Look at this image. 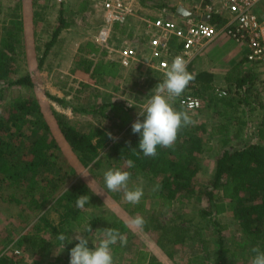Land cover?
Returning <instances> with one entry per match:
<instances>
[{
	"label": "rangeland",
	"instance_id": "obj_1",
	"mask_svg": "<svg viewBox=\"0 0 264 264\" xmlns=\"http://www.w3.org/2000/svg\"><path fill=\"white\" fill-rule=\"evenodd\" d=\"M17 1L0 0V46L3 41L10 42V47L12 43H17V29H15ZM31 1L38 14L33 21L35 34L32 52L34 51L35 57H29L26 50L25 28H23V32L18 34L23 56L17 54V45L15 52L9 51L10 54H8L13 59L9 61L11 70L9 82L12 83V80L29 73L38 91L47 90L65 100L64 104H59L47 96H41L44 105L51 106L50 110L53 108L66 115L81 131L101 130L106 135L109 132L112 133L115 138L108 137V146L86 167L76 158L70 147L63 143L60 137L57 138L69 163L78 173L76 179L87 187L92 181V190L102 193L98 195L89 189L93 205L84 209L91 217L96 215L106 217V220L100 221L96 230L88 235L89 241L94 246L98 245L103 238V229H118L115 220H121L125 224L130 218L139 215L144 218L145 225L142 228L133 227L129 229L130 231L121 232L127 239L126 246L122 247L119 242L112 246L114 264H147L148 261H143V257L148 253L155 259L161 260L159 262L162 264H211L215 255L213 243H215L216 233L212 222L201 214V209L207 207L206 199L194 198L182 202L176 200L171 209H164L160 206L159 199L153 197L159 178L145 180L140 175L139 169L129 166L126 162L108 153L109 146L115 141L139 142V134H134L130 128L138 119V112L144 109L154 88L165 77L160 72H152L139 66L131 69L121 68V73L115 78L104 77L100 81H94L90 74L84 71L81 63L89 58L86 44L93 40L94 34L103 22L101 10L92 0ZM61 10H63V17L68 26L61 30L57 42L39 65V59L44 55L45 45L52 39L59 24ZM218 39L211 42L203 51L214 52L212 60L214 64H220L215 73L207 72L209 69L204 66L207 60L202 59L198 62L203 54L198 55L194 59L195 69L206 71L196 73L194 69L192 72L193 68L190 65L187 71L193 79L184 91V93H193L202 100V106L199 109L194 111L185 109L196 125L205 123L207 127L205 136L209 138L207 144L209 148L200 158L199 182L202 184L211 178L221 147L224 145L238 146L243 142H259L261 140L259 129L264 125V65L247 62V51L232 40L230 41L234 47H238L239 54L230 65L227 52L222 48L223 45L217 42ZM241 78L246 79V84L241 87L242 92H238L237 84ZM9 82L5 84L4 97L0 100V115L2 116H6L7 106L35 92L34 88L9 84ZM217 88L226 90L227 94L219 96ZM179 98L174 102L170 101L173 107L179 106ZM107 100L132 105L133 109L130 113L133 118L127 127H120L119 119L113 117L109 110L106 112L108 116H104L100 110L93 113L80 110L82 107L99 106ZM227 102H231L232 105ZM50 110L46 109L47 115L51 114ZM221 123L229 124L230 129L224 134L213 133L212 131L217 130L215 126ZM135 137H137L136 141H134ZM109 169L129 172V189L143 188L144 195L137 204V206L143 204V211L134 212L133 208L136 206L124 201L123 192L113 193L106 189L104 172ZM47 173L54 175L56 170H40L38 175ZM22 183L23 186L26 185L24 181ZM33 188L40 199L45 192L43 185L37 183ZM11 191H17V195L20 196L17 185L14 188L4 182L0 183V236L5 235L3 230L8 227L17 232V242L20 237L33 234L38 246H34L31 241L20 245L12 239V241L8 240L5 243L6 246L13 244L16 248L17 244L20 252L6 257L10 260L17 256V261H12L17 264H69L70 257H66L67 247H61L57 235L66 229L70 232L65 233L68 240L74 242V236H84V230L63 224L61 221L63 207L55 203L58 195L40 202L41 205L35 211L29 208L27 199L17 204L12 201L9 196ZM220 221L226 226L223 236L226 246L231 249L229 264H250L251 258L255 255L251 252L252 247L259 246L264 251L262 242L255 246L237 244L238 241H244L245 237L232 210L229 209L221 214ZM13 230H11L12 233ZM40 238L45 239L42 248L39 247ZM3 257L0 256V259Z\"/></svg>",
	"mask_w": 264,
	"mask_h": 264
},
{
	"label": "trees",
	"instance_id": "obj_2",
	"mask_svg": "<svg viewBox=\"0 0 264 264\" xmlns=\"http://www.w3.org/2000/svg\"><path fill=\"white\" fill-rule=\"evenodd\" d=\"M36 15L38 14L36 13ZM17 17H21V15L17 14ZM136 25L137 23L133 24L134 29ZM67 26L63 10H61L59 24L52 39L45 45L44 55L40 57L39 65L42 64L57 42L61 30ZM15 29H17V43H12L10 47V42L3 41L0 46V100L4 97V86L11 77L9 61L13 59L11 55H8L9 51L14 53L17 45V54L23 56L22 44L18 38V34L23 32L21 18L17 19ZM86 48L90 51L97 50L91 41L87 42ZM83 62L81 65L84 71L89 73L94 81H100L104 77L115 78L121 73V67L117 62H95L90 58ZM208 76L210 77L209 73ZM245 80V78H241L238 81V92H242L240 90L245 86ZM11 84L34 88L35 92L30 96L19 98L7 106L6 116L0 115V183L4 182L14 188L17 185L20 196L17 195V191H11L9 195L11 200L17 204L27 199L29 208L35 211L47 198L58 195L55 203L61 204L63 207L61 211L63 224L83 228L84 237L88 239V235L96 230L99 222L106 220V217L99 215L91 217L84 209L93 205L89 188L76 179L78 173L69 163L57 138L60 137L61 141L70 147L76 158L85 167L108 146L109 138L101 130L81 131L72 124L66 115L53 108L50 110L51 106L44 105L41 96H47L59 104H64L65 100L47 90L38 91L29 73L12 80ZM227 103L231 104V102ZM179 106L174 108L178 111L186 109L180 103ZM46 109L50 110V115L46 114ZM132 109L133 107L120 101L107 100L99 106L82 107L80 110L91 113L100 110L104 116L109 110L113 117L119 119L120 127L125 128L132 122L133 117L130 113ZM139 119L143 120V117H139ZM215 127L217 130L212 132L219 134H224L230 129V125L227 123H221ZM206 133L205 123L183 127L179 131L174 145L170 148L158 146L157 155L154 158L144 157L143 154L140 157L133 155L130 148H138L139 142L132 141H130V145L129 141H115L109 146L108 153L123 162L128 159L133 160L134 167L140 170L139 173L145 180L158 177L159 183L154 188L153 197L159 199L160 206L164 209H171L176 200L182 202L194 198L197 200L206 199L207 207L201 209V214L212 222L216 233L215 243H213L215 255L211 264H229L231 249L225 244L223 230L226 226L220 221V215L229 209L232 210L245 237L244 241H238L237 244L240 246L248 244L255 246L259 242L264 244V125L259 129V138L261 139L259 142H243L238 146L224 145L221 147L211 178L202 184L199 182L200 158L209 148L207 147L209 138H206ZM136 140L137 137L134 138V141ZM40 170H56V173L54 175L49 173L38 175ZM23 181L27 186H23ZM37 183L43 185L45 191L40 199L33 188ZM79 195L90 197L89 203L83 209L76 207ZM135 206L134 212L144 210L143 204ZM115 224L120 232L130 231L121 220H115ZM66 231L70 233L66 229H63L62 233L66 235ZM32 235L27 234L20 237L17 243L21 245L26 241H31L34 246H38L35 236ZM44 241V238L39 239V247H43ZM78 242L77 240L74 242L66 240L64 243L67 250H71ZM146 259H148L147 256ZM0 264L13 263L4 256L0 259ZM147 264L162 263L153 259Z\"/></svg>",
	"mask_w": 264,
	"mask_h": 264
},
{
	"label": "built area",
	"instance_id": "obj_3",
	"mask_svg": "<svg viewBox=\"0 0 264 264\" xmlns=\"http://www.w3.org/2000/svg\"><path fill=\"white\" fill-rule=\"evenodd\" d=\"M92 1L103 21L91 41L97 50H87L95 62H117L126 69L142 66L165 77L176 56H183L188 68L212 41L227 36L247 51V62L264 65V18L257 10L261 0ZM178 6L197 15H177ZM217 93L227 91L217 88ZM179 103L191 111L202 106L193 93L182 94ZM8 252L20 251L9 244L3 253Z\"/></svg>",
	"mask_w": 264,
	"mask_h": 264
},
{
	"label": "clouds",
	"instance_id": "obj_4",
	"mask_svg": "<svg viewBox=\"0 0 264 264\" xmlns=\"http://www.w3.org/2000/svg\"><path fill=\"white\" fill-rule=\"evenodd\" d=\"M192 75L187 71V61L183 56H176L168 67L165 78L152 91L153 94L148 99L144 109L138 112V119L132 124V132L139 134L140 140L138 148H130L133 155L140 157H156L157 147L170 148L177 140L178 133L183 127L195 124L194 119L186 110H176L170 101H175L182 96ZM166 93V95H165ZM132 105L129 104V107ZM143 117V120L139 119ZM110 139H115L112 133H107ZM129 141V145H130ZM126 163L134 167V161L128 159ZM85 176V175H84ZM87 177V176H85ZM130 173L118 169H109L104 172V185L109 192H123L125 202L137 205L140 203L144 191L142 187L129 189L128 182ZM92 181L88 187H91ZM98 195L102 194L94 192ZM88 195H79L76 200V207L83 209L89 203ZM106 203V201H105ZM105 205V204H104ZM143 217L137 215L125 222V227L130 230L142 228L145 225ZM103 238L98 245L89 247V239L83 235H75L73 239L79 241L70 250L69 264H114L112 246L117 244L126 246L127 239L116 228L103 229ZM57 240L61 242V247L65 248L64 243L68 237L63 233L57 235ZM255 255L251 258L250 264H264V251L259 246L251 248Z\"/></svg>",
	"mask_w": 264,
	"mask_h": 264
},
{
	"label": "crops",
	"instance_id": "obj_5",
	"mask_svg": "<svg viewBox=\"0 0 264 264\" xmlns=\"http://www.w3.org/2000/svg\"><path fill=\"white\" fill-rule=\"evenodd\" d=\"M257 10H258L259 14L264 18V0H261L259 2ZM17 14L21 15V17H17V19H19V18L22 19L23 28H25V30H24V32H25V43H24V45L26 46V50H27V52L29 54V57H31V56L35 57V54L33 53L34 51L32 52V47H33L34 34H35L34 33L33 21H34V19L36 17V10L33 8L32 1L31 0H18L17 1ZM193 14H196V13H193ZM205 17L209 18L210 16L209 15H205ZM230 40H232V39L231 38L229 39V37H227V36H221V38L218 39L217 42H220V44L223 45L222 48H224V51L227 52V55H228V58H229L228 60H229L230 65H231L233 63V60L238 57L239 50H238L237 46L234 47L232 45V42ZM239 47H241V46H239ZM200 54H203V55H202L201 59L198 62H200L202 59H206L207 62H205L204 66H207V68L209 69V70H207V72H209L211 74H214L216 69H217V66L220 65L218 63L214 64V61L212 60L214 55H215L214 52L207 51V52H201ZM223 57H225V55ZM191 66L193 68L192 72H194V69H195L194 61H193ZM201 71H206V70H203V69L202 70H197V69H195L196 73H199ZM11 230H13V229L6 227L5 230H3L5 235L4 236H0V242L3 243V244L0 243V256H11V254L13 253V252H8L6 254L3 253V251L5 249V246L7 245L5 243L8 240L12 239L13 242L17 243V235H16L17 232L13 230L14 232L12 233ZM93 246H94L93 243H91L89 241V247L91 248ZM16 248H17V244H16ZM69 253H70V250L68 249V252L66 254L67 258L70 257ZM13 254H15V253H13ZM144 256H145V258H146V256L148 257V259H146L148 261H151L153 259L156 260V261H161V260L155 259L154 256L150 255L149 253H148V255L146 254ZM145 258H144L143 261H146ZM7 259H9V257H7ZM10 261H17V256H15L13 259H10ZM66 261H68V260L66 259ZM13 264H17V263H13Z\"/></svg>",
	"mask_w": 264,
	"mask_h": 264
},
{
	"label": "water",
	"instance_id": "obj_6",
	"mask_svg": "<svg viewBox=\"0 0 264 264\" xmlns=\"http://www.w3.org/2000/svg\"><path fill=\"white\" fill-rule=\"evenodd\" d=\"M176 14L177 15H185V16H195V14H193L192 12L186 10L185 8H183L182 6H178L176 9ZM210 18V17H209ZM207 17H204V19H209Z\"/></svg>",
	"mask_w": 264,
	"mask_h": 264
}]
</instances>
